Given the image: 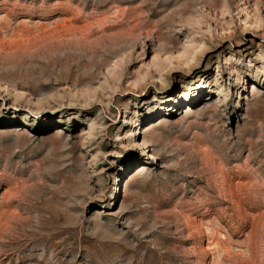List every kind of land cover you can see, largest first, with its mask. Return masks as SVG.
<instances>
[{
  "label": "rangeland",
  "instance_id": "obj_1",
  "mask_svg": "<svg viewBox=\"0 0 264 264\" xmlns=\"http://www.w3.org/2000/svg\"><path fill=\"white\" fill-rule=\"evenodd\" d=\"M0 264H264V0H0Z\"/></svg>",
  "mask_w": 264,
  "mask_h": 264
}]
</instances>
